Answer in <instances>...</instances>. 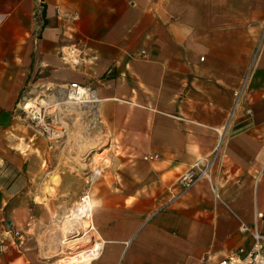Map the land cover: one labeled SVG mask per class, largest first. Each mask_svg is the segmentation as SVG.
Wrapping results in <instances>:
<instances>
[{
	"label": "crops",
	"instance_id": "1",
	"mask_svg": "<svg viewBox=\"0 0 264 264\" xmlns=\"http://www.w3.org/2000/svg\"><path fill=\"white\" fill-rule=\"evenodd\" d=\"M72 82L97 91L114 150L100 186L111 194L98 210L92 200L102 248L74 264H202L250 246L240 226L264 213V0H0L7 142L24 99ZM229 115L210 182L182 192L179 175L214 150ZM19 240L0 222V264H46Z\"/></svg>",
	"mask_w": 264,
	"mask_h": 264
},
{
	"label": "rangeland",
	"instance_id": "2",
	"mask_svg": "<svg viewBox=\"0 0 264 264\" xmlns=\"http://www.w3.org/2000/svg\"><path fill=\"white\" fill-rule=\"evenodd\" d=\"M60 92L42 91L21 102L23 123L9 134L12 142L0 132V222L12 238L30 242L46 264H58L63 257L49 256L47 243L73 216L75 204L89 196L98 210V198L111 194L100 186L111 185L114 168V150L106 132L98 129V111L76 103L57 105L64 97ZM27 103L39 109V121L23 109Z\"/></svg>",
	"mask_w": 264,
	"mask_h": 264
},
{
	"label": "built area",
	"instance_id": "3",
	"mask_svg": "<svg viewBox=\"0 0 264 264\" xmlns=\"http://www.w3.org/2000/svg\"><path fill=\"white\" fill-rule=\"evenodd\" d=\"M60 56L66 63L77 64L78 54L75 48H63ZM246 79V78H245ZM67 99L78 103L82 109L95 110L98 109L100 104V98L97 91L93 88L81 85L77 82H72L64 87ZM245 89V81L243 80L238 88L233 93V111L237 109L240 104L243 92ZM31 111V110H29ZM34 111V110H33ZM37 118H33L35 121H39L41 114H36ZM249 114V111H247ZM31 119L32 115L28 112ZM232 115H229L225 126L220 129L218 134V140L214 150L204 157H200L195 160L183 173H181L176 181L182 192L188 191L194 184L200 180L210 182V176L215 166L218 165V159L223 149L224 135L228 123H230ZM158 156L144 158L145 160H155ZM259 221L264 222V213L256 214V221L251 227L245 225L240 226V232L249 234L251 238V244L247 248H239L236 252L230 253L222 258L215 260H205L202 264H264V232L259 227Z\"/></svg>",
	"mask_w": 264,
	"mask_h": 264
},
{
	"label": "bare ground",
	"instance_id": "4",
	"mask_svg": "<svg viewBox=\"0 0 264 264\" xmlns=\"http://www.w3.org/2000/svg\"><path fill=\"white\" fill-rule=\"evenodd\" d=\"M63 90L65 93H60L66 97L58 98L57 105L73 103V101L66 99L67 94L64 88ZM23 109H30L33 118H37L34 111L36 114H40L39 109L35 108L33 111V107L29 103L25 104ZM97 159H100V156H98V158H93V161L96 162ZM93 203L94 202H92L89 196L82 197L81 201L75 204L73 207V216H69L70 218L68 217V219L66 218L63 227L60 230H57V233L53 235L50 241L48 240L49 242L47 243V252L49 256L63 255V257L57 261L58 264H74L96 258L98 255L100 249L102 248V241L100 238H98L99 235L96 232V228L92 224V213L94 209ZM84 223H86L88 226L86 227ZM65 251L70 252L67 254L65 253V255Z\"/></svg>",
	"mask_w": 264,
	"mask_h": 264
},
{
	"label": "trees",
	"instance_id": "5",
	"mask_svg": "<svg viewBox=\"0 0 264 264\" xmlns=\"http://www.w3.org/2000/svg\"><path fill=\"white\" fill-rule=\"evenodd\" d=\"M0 126H2L1 123H0Z\"/></svg>",
	"mask_w": 264,
	"mask_h": 264
}]
</instances>
